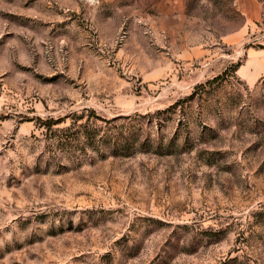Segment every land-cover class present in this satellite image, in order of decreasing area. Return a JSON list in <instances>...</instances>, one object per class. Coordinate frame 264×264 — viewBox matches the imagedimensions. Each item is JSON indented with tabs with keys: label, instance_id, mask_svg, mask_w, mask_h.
Returning <instances> with one entry per match:
<instances>
[{
	"label": "rangeland",
	"instance_id": "1",
	"mask_svg": "<svg viewBox=\"0 0 264 264\" xmlns=\"http://www.w3.org/2000/svg\"><path fill=\"white\" fill-rule=\"evenodd\" d=\"M0 264H264V0H0Z\"/></svg>",
	"mask_w": 264,
	"mask_h": 264
}]
</instances>
